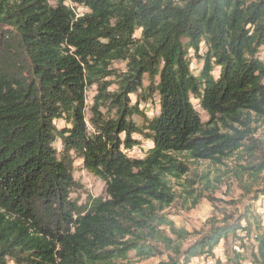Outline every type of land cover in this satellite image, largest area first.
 I'll return each mask as SVG.
<instances>
[{"label":"trees","instance_id":"1","mask_svg":"<svg viewBox=\"0 0 264 264\" xmlns=\"http://www.w3.org/2000/svg\"><path fill=\"white\" fill-rule=\"evenodd\" d=\"M72 2L85 12L66 0H0V264H191L255 227L249 264H264L251 211L203 235L167 213L189 163L237 158L240 179L264 172L252 128L264 122V0ZM154 96L149 119L139 107ZM136 134L153 145L141 159L127 153ZM73 156L105 182V198L73 199ZM224 248L227 264L247 262Z\"/></svg>","mask_w":264,"mask_h":264},{"label":"rangeland","instance_id":"2","mask_svg":"<svg viewBox=\"0 0 264 264\" xmlns=\"http://www.w3.org/2000/svg\"><path fill=\"white\" fill-rule=\"evenodd\" d=\"M66 3L69 7L76 8L77 13L85 12L83 7L77 8L72 0H66ZM261 58L264 61V48L261 52ZM201 67L202 63L194 59L191 65L192 73L197 75ZM113 68L123 70L124 64L119 62L114 63ZM215 76H218V70L215 71ZM110 81H113V78L108 77L104 79V82ZM86 95L87 104L90 108L93 104L94 97L97 95V85L88 87ZM132 100H136L134 96ZM193 103L202 121H206L208 117L201 109L198 101L193 100ZM139 108L147 118L151 119L159 111L158 98L154 96L147 103H141ZM87 115H89V110L87 111ZM133 120L137 123H142V119L137 116ZM57 125L59 128H62L64 122L57 121ZM252 128L256 129L254 138L260 142L264 153V122L254 124ZM134 137L140 142L139 144H141V140L144 142L147 141V139L138 134ZM54 146L59 152L62 151L59 140L56 141ZM73 162L74 179L79 185L76 193L72 195L73 199L84 204L90 197L105 198V182L85 169L81 161L74 156ZM236 163L237 158L223 159L220 163L210 161L189 163L190 171L188 175L179 184L176 183L172 186L177 199L172 207L167 210V213L177 228L190 232L196 231L203 235L210 230L212 225L219 223L224 215L237 217L249 210L253 216L258 215L260 217V229L264 231L263 218L260 214V209H264V172L258 176V180L251 179L247 174H244L242 179H240V168ZM192 182H194V185H191ZM256 229L257 227L252 230L253 236L256 233ZM252 237H249L248 240L245 239V243H233L231 239H228V241L222 239L220 243L223 247L227 244L230 253L231 251H235L233 248L235 246L243 247L242 252L244 254L247 253L248 259L245 264H249L251 261V247L253 245ZM189 242L190 240L184 245ZM162 252L165 254L164 257L170 255L169 252L163 249ZM244 256L246 257V255ZM158 260H160L158 257L139 259L131 255L129 264H157ZM224 264L227 263L224 262Z\"/></svg>","mask_w":264,"mask_h":264},{"label":"bare ground","instance_id":"3","mask_svg":"<svg viewBox=\"0 0 264 264\" xmlns=\"http://www.w3.org/2000/svg\"><path fill=\"white\" fill-rule=\"evenodd\" d=\"M136 139V138H135ZM141 140V139H140ZM150 140H147V141H142L141 140V144H139V145H136L133 149H137L138 147H140V145L143 147V153L141 152V151H135V150H133V149H131L130 151H127V153H128V156L129 157H134V158H143L145 155H146V152L147 151H149L152 147H153V145H150ZM146 144H147V146H146ZM145 145V146H144ZM138 152V153H137ZM137 153V154H136ZM146 157V156H145ZM260 208V207H259ZM258 208V209H259ZM260 214H261V216H262V220H263V225H264V209H260ZM243 245V244H242ZM222 248H223V252H225V248L222 246V244H219L217 247H216V249L214 250V252L215 253H222ZM234 248V250H235V252H238V253H241L242 252V250H238V249H242L240 246H235V247H233ZM234 252V251H233ZM204 256H206V255H204ZM203 256H201V257H196V258H202ZM225 263H227L226 262V260H225ZM191 264H195V258L192 260V262H191Z\"/></svg>","mask_w":264,"mask_h":264},{"label":"built area","instance_id":"4","mask_svg":"<svg viewBox=\"0 0 264 264\" xmlns=\"http://www.w3.org/2000/svg\"><path fill=\"white\" fill-rule=\"evenodd\" d=\"M150 145H152V142H150ZM135 151H141L143 153V147L140 145L137 149H133ZM243 250V249H238ZM225 260H227V254L226 252L222 253H215L214 256H203L202 258H195V264H224Z\"/></svg>","mask_w":264,"mask_h":264}]
</instances>
